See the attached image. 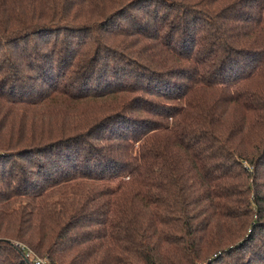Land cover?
<instances>
[{
  "label": "trees",
  "instance_id": "1",
  "mask_svg": "<svg viewBox=\"0 0 264 264\" xmlns=\"http://www.w3.org/2000/svg\"><path fill=\"white\" fill-rule=\"evenodd\" d=\"M26 250L264 264V0H0V264Z\"/></svg>",
  "mask_w": 264,
  "mask_h": 264
},
{
  "label": "built area",
  "instance_id": "2",
  "mask_svg": "<svg viewBox=\"0 0 264 264\" xmlns=\"http://www.w3.org/2000/svg\"><path fill=\"white\" fill-rule=\"evenodd\" d=\"M23 249V248H21ZM24 257L29 259L33 264H46L44 260L35 256L31 251L26 250L24 251Z\"/></svg>",
  "mask_w": 264,
  "mask_h": 264
}]
</instances>
